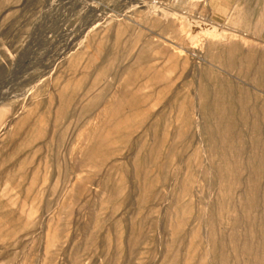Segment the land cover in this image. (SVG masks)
<instances>
[{"label": "rangeland", "instance_id": "374dc122", "mask_svg": "<svg viewBox=\"0 0 264 264\" xmlns=\"http://www.w3.org/2000/svg\"><path fill=\"white\" fill-rule=\"evenodd\" d=\"M0 264H264V0H0Z\"/></svg>", "mask_w": 264, "mask_h": 264}]
</instances>
